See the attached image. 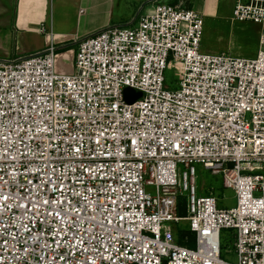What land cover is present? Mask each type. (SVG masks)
I'll use <instances>...</instances> for the list:
<instances>
[{
  "label": "built area",
  "instance_id": "2783aa9c",
  "mask_svg": "<svg viewBox=\"0 0 264 264\" xmlns=\"http://www.w3.org/2000/svg\"><path fill=\"white\" fill-rule=\"evenodd\" d=\"M231 18L261 26L253 57L202 52L200 12L146 0L79 38L71 72L52 42L0 58V264H264V0H233ZM194 163L235 206L195 196Z\"/></svg>",
  "mask_w": 264,
  "mask_h": 264
},
{
  "label": "crops",
  "instance_id": "0c3cea01",
  "mask_svg": "<svg viewBox=\"0 0 264 264\" xmlns=\"http://www.w3.org/2000/svg\"><path fill=\"white\" fill-rule=\"evenodd\" d=\"M146 0H0V58H17L36 52L49 43L57 45V69L61 57L73 59L75 42L108 25L130 24ZM233 0L228 1L229 11ZM220 0H200L192 7L207 19L200 41L205 53L229 51L235 56L250 44L256 54L261 26L237 21L221 13ZM206 46V47H205ZM247 47V46H246ZM250 55V54H247ZM250 57V56H246Z\"/></svg>",
  "mask_w": 264,
  "mask_h": 264
},
{
  "label": "rangeland",
  "instance_id": "374dc122",
  "mask_svg": "<svg viewBox=\"0 0 264 264\" xmlns=\"http://www.w3.org/2000/svg\"><path fill=\"white\" fill-rule=\"evenodd\" d=\"M182 2L183 6H192L197 7L198 2L200 0H180ZM229 0H220V7H221V13L223 15H231V10L229 11V5H228ZM160 2L163 3H173L174 0H160ZM207 22V19H206ZM205 19H204V27H205ZM239 45V48L241 50H244L243 52L238 53L237 55H241V57H246L250 56L253 57L251 54L252 53V47L250 44H244V45ZM247 46V47H246ZM206 47V46H205ZM201 51H206L204 49L203 43L201 44ZM229 53V51H226ZM250 54V55H247ZM232 55H236V53H232ZM61 65L65 68L66 70H70L71 67L73 66V61L67 57H61L60 59ZM66 72V71H64ZM177 71L174 69L173 66H168L164 70V77H165V82L166 84L170 87L173 88L176 85V78H177ZM194 171H195V176H194V190H195V196H203L207 195L210 192L216 197L217 199V206L220 208H230L235 206L236 199L234 197V192L231 189L223 188L222 187V182H221V175L220 174H212L209 170L205 169L201 164L194 163ZM179 173H181L184 168L179 165ZM264 168V164H263ZM259 173L263 174L264 176V169L259 170ZM146 190L149 192H153V188L147 186ZM184 197L187 195V192H183ZM182 199L181 197L179 200ZM178 214H182V211H178ZM174 231L173 235L175 240L177 241L178 238V233L179 231L184 230L185 225L187 222H179L178 224L174 223H169ZM187 239H188V235ZM186 239V240H187ZM220 256L224 260L230 261V262H236V255L234 253V239L232 237V230H222L221 231V250H220Z\"/></svg>",
  "mask_w": 264,
  "mask_h": 264
},
{
  "label": "trees",
  "instance_id": "16d2710c",
  "mask_svg": "<svg viewBox=\"0 0 264 264\" xmlns=\"http://www.w3.org/2000/svg\"><path fill=\"white\" fill-rule=\"evenodd\" d=\"M185 235H188V239L184 238ZM177 241L179 244H183L186 246H193L194 245V235L187 232L186 230L179 231Z\"/></svg>",
  "mask_w": 264,
  "mask_h": 264
},
{
  "label": "water",
  "instance_id": "95a60500",
  "mask_svg": "<svg viewBox=\"0 0 264 264\" xmlns=\"http://www.w3.org/2000/svg\"><path fill=\"white\" fill-rule=\"evenodd\" d=\"M123 96H124V100L127 103H131L134 100H136L139 96H140V92L133 90L130 87H125L123 89Z\"/></svg>",
  "mask_w": 264,
  "mask_h": 264
}]
</instances>
